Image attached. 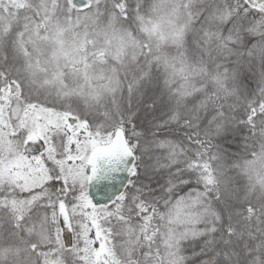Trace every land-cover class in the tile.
Wrapping results in <instances>:
<instances>
[{
	"label": "snow or ice",
	"instance_id": "6c2138e0",
	"mask_svg": "<svg viewBox=\"0 0 264 264\" xmlns=\"http://www.w3.org/2000/svg\"><path fill=\"white\" fill-rule=\"evenodd\" d=\"M0 264H264V0H0Z\"/></svg>",
	"mask_w": 264,
	"mask_h": 264
}]
</instances>
